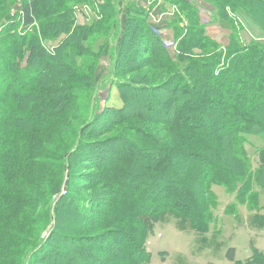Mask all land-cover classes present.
<instances>
[{"label":"trees","instance_id":"trees-1","mask_svg":"<svg viewBox=\"0 0 264 264\" xmlns=\"http://www.w3.org/2000/svg\"><path fill=\"white\" fill-rule=\"evenodd\" d=\"M92 1L0 0V264H31L43 251L55 253L41 257L45 264L150 263L143 245L153 224L167 215L180 230L205 238L215 217L207 203L213 185L236 193L237 202L257 218L253 209L264 189V44L232 42L223 52L193 9L184 17L186 28L178 18L173 22L178 47L171 51L148 26L147 12L130 5L127 14H136L141 24L131 32V42L137 41L125 63L136 75L114 81L124 105L101 109L93 76L101 51L88 43L98 37L114 45L96 27L116 28L121 11L114 0H105L98 12L102 17L76 24L74 5ZM183 1L166 0L182 9ZM207 1L218 9L220 26L235 29V16L255 41L264 39V0ZM27 27L32 32L22 33ZM55 40L60 41L53 51L42 43ZM135 54L148 59L140 61ZM193 55L198 58L189 61ZM144 65L160 69L165 81L149 83L152 76L139 75ZM140 94L151 100L147 118L132 110L133 104L141 105L135 98ZM136 115L160 124L157 132L164 137L138 125L120 128ZM112 130L117 134L105 137ZM250 137L259 138V145ZM246 143L258 148L256 168ZM77 163L95 168L107 189L118 186L98 207L93 203L99 208L97 222L71 195ZM193 164L192 170L178 168ZM260 215L258 226L264 228ZM108 225L122 229L121 241L107 240L102 255H96L92 250L100 242L88 234ZM8 244L14 248L11 255L3 250ZM227 258L235 261V248ZM245 264H264V256Z\"/></svg>","mask_w":264,"mask_h":264},{"label":"rangeland","instance_id":"rangeland-1","mask_svg":"<svg viewBox=\"0 0 264 264\" xmlns=\"http://www.w3.org/2000/svg\"><path fill=\"white\" fill-rule=\"evenodd\" d=\"M114 1L119 4V10L121 11V14L119 15V25L116 28L111 29L110 27H96V32L104 38L110 39L111 37L114 41H116V43L114 45L106 46L101 43V40H98V37L93 38L88 43L89 47L94 52L101 51L93 73V76L98 83V91L96 95L97 98H99L98 104L101 109H103L106 105H117L120 107L124 105L121 98L122 94L119 92L120 87L114 84V81H130L136 75L134 74L135 71L126 69L125 63V61L129 58V54L133 53L135 49L133 44L137 41L136 40L134 43L131 42V32L139 30L141 24H139L137 19L138 16L136 14L133 12H131V14H127V8L130 5H133L136 8H141V10H145L147 12L146 17L148 26L159 34L158 36L162 39L164 46L168 47L171 51L176 50L178 47V40L173 22L178 18L181 21L180 26L186 28L187 21L184 17L193 9L198 10L196 14L198 19H200L199 23L206 29V35L216 41L220 47L219 49L223 52H227V47L232 42H235L238 46L245 43V47L251 44H264V39L255 41L249 29L245 28L235 16L233 18L236 22L235 29L220 26L216 20L218 9H216V6L213 3L207 0H184L182 2L183 9L177 4L168 3L166 0H160L161 4H167L165 6L169 7L167 10L163 8L155 13H150L148 7H150L153 1L157 2V0ZM105 3V0H93L91 3L75 4L73 9L76 17V24H89L91 21L99 19L100 16L102 17V15L98 16V12H100L99 7L100 5H105ZM77 6L79 8L75 9ZM16 10L13 9L12 13L14 14ZM149 21L157 25H160L163 21H165L166 26L158 31V29L154 25L152 26ZM21 32L31 33L32 28L27 27L26 29L21 30ZM105 40L106 39H104V41ZM59 41L60 40L44 41L42 43H47L48 47L53 51ZM219 49H216V51ZM120 50L121 54L119 55ZM190 57L189 61L198 58L194 55L193 57ZM134 58L143 61L148 59V54H135ZM113 61H116L117 63ZM218 69H220L219 66ZM155 70V66L144 65L138 71L139 75H145V73H147L145 76H152L149 78L151 79L149 82L151 84L165 81L162 80L163 78L160 76L161 70ZM154 71L156 73H154ZM154 74H157L156 78L153 77ZM208 80H210V78H208ZM160 93H163V91ZM135 98H137V100H141L143 104L141 103V105L137 106L133 104L132 110L138 109V111L144 113V116L146 117V103H149L151 100L147 96H141V94L136 95ZM135 104L138 103L135 102ZM136 118L137 119L127 120L126 122L120 123V128L129 125H138L141 129L148 130V132H146L148 134L150 133L156 137H164V134L161 135L157 132L162 127L160 124L149 122L148 119H146L147 117L138 118L136 115ZM164 133L168 134L167 131ZM114 134H117V130H112L107 133L105 137ZM174 135L175 133L171 134V136L177 140L178 138L174 137ZM188 138V142L196 144L190 137ZM250 139L255 140V143L257 144L260 142L259 138L250 137ZM165 143H168V140H165ZM175 143L172 144L170 149L174 147ZM245 147L251 155V161L254 162L253 167L256 168L259 161L257 154L259 152L257 150L258 148L247 143L245 144ZM220 159H226V156L224 158L221 157ZM232 163L239 165L237 160H232ZM86 164L87 163H77L74 165L72 176L70 178V192L71 195L78 197L80 205L83 208L82 210L92 215L93 221L97 222L99 221V215L94 214L97 209H99L97 207L104 201V199H106V194L113 192L114 188L117 189L118 186H113V188L107 189L106 185L101 184L98 177L100 174L96 173L97 170L92 167H85L84 165ZM196 165L197 164L190 166L181 165L178 168L180 170L185 168L192 170L196 167ZM245 179L246 178H244L243 181H245ZM252 181L254 183V180ZM192 187L196 188L195 190L198 191L197 185H192ZM212 190L210 192L209 199L207 197V203L209 204L210 212L213 213L215 217L213 219L214 222L211 224L210 231L205 238H200L197 232L189 228L186 230H180L175 222V218L167 215L165 220H160L153 224L152 232L145 240L143 247L151 257L150 263L147 264H245L247 259L254 257L257 254L264 256V228L258 226L260 217H263L260 213L264 214V189L260 190V198L256 204V208L253 209V211H255L253 213H257V218L253 217V214L249 209H246L245 206L240 205L237 202L236 193L227 192V189L222 185H213ZM213 195L218 197V203L213 200ZM251 202V205L254 207V201ZM93 203L98 204L97 207ZM40 209H42V207H40ZM252 217L255 219L254 223L251 220ZM32 218H34L35 221H38V218ZM92 229L93 230L88 235H94L97 237L94 241L95 244L100 242V244L95 247L93 246L94 248L92 253L96 255H102L103 246L106 247L109 244L107 240L121 241L120 233H122V229L120 228L108 225L98 226L97 228ZM20 239H22V242H27V240L23 237H20ZM105 240L107 241L106 244L102 245V241ZM55 241L58 242V238ZM3 246L5 247L3 249L5 252L7 251L9 255L13 254L11 248H14L12 246L9 244ZM230 248H235V261H230L227 258ZM54 255L55 253L53 252L49 253L43 251L41 252L40 257L33 260L31 264H45L46 258H50ZM62 261L63 260H61V262Z\"/></svg>","mask_w":264,"mask_h":264},{"label":"crops","instance_id":"crops-1","mask_svg":"<svg viewBox=\"0 0 264 264\" xmlns=\"http://www.w3.org/2000/svg\"><path fill=\"white\" fill-rule=\"evenodd\" d=\"M162 1H164V0H162ZM165 5H167V4H165ZM165 5L161 4L160 3V0H157V2L156 1H153L152 4L150 5V7H148V9H149V12L150 13H155V12L160 11L163 8L165 10H167L169 6H165ZM150 24L152 26L154 25L158 29V31H160L159 29H162V28H164L166 26L165 21H163L162 24H160V25H157V24H155L153 22H150ZM167 26H168V24H167Z\"/></svg>","mask_w":264,"mask_h":264},{"label":"water","instance_id":"water-1","mask_svg":"<svg viewBox=\"0 0 264 264\" xmlns=\"http://www.w3.org/2000/svg\"><path fill=\"white\" fill-rule=\"evenodd\" d=\"M16 9L17 10H21V6L20 5H17L16 6ZM67 186H68V180L65 181V184H64V192L67 191ZM44 235H46V233Z\"/></svg>","mask_w":264,"mask_h":264},{"label":"built area","instance_id":"built-area-1","mask_svg":"<svg viewBox=\"0 0 264 264\" xmlns=\"http://www.w3.org/2000/svg\"><path fill=\"white\" fill-rule=\"evenodd\" d=\"M79 7L77 6L75 9H78ZM168 48V47H167Z\"/></svg>","mask_w":264,"mask_h":264}]
</instances>
